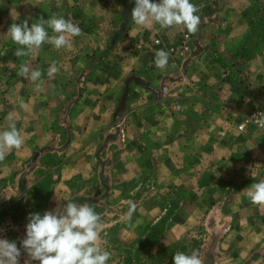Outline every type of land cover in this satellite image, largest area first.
I'll return each mask as SVG.
<instances>
[{
    "label": "crops",
    "instance_id": "crops-1",
    "mask_svg": "<svg viewBox=\"0 0 264 264\" xmlns=\"http://www.w3.org/2000/svg\"><path fill=\"white\" fill-rule=\"evenodd\" d=\"M191 1L201 24L180 54L169 47L186 28L135 25L134 0H0V132L15 124L23 140L6 151L0 174L26 169L41 152L40 162L56 163L50 172L67 184L92 167L103 173L109 159L124 168L106 181L110 194L123 192L110 205L120 210L103 223L109 229L157 221L176 207L161 234L167 239L199 215L218 214L220 245L233 242L245 264H264V205L247 197L264 180V130L237 128L264 109V0ZM41 17L73 21L81 34L67 36L71 47L44 43L15 56L9 27ZM143 36L160 44L129 56L128 40ZM160 49L168 53L164 68L155 64ZM22 64L40 79L18 75ZM54 203L49 211L60 210Z\"/></svg>",
    "mask_w": 264,
    "mask_h": 264
},
{
    "label": "rangeland",
    "instance_id": "rangeland-1",
    "mask_svg": "<svg viewBox=\"0 0 264 264\" xmlns=\"http://www.w3.org/2000/svg\"><path fill=\"white\" fill-rule=\"evenodd\" d=\"M56 3L58 0H54V4ZM185 34L189 35L185 43L186 50L183 41ZM190 39V33L181 32L178 45L169 47L170 53H187ZM127 44L126 53L129 56H137L140 52L159 45L160 40L158 38L148 40L143 36L128 40ZM117 146L119 147V145L115 147ZM107 148L105 146L104 150L106 151ZM39 155L41 152H37L26 162V169L20 170L19 167L11 165L4 167L9 170L6 174H0V239L16 241L17 246L20 247V241L26 235L29 214L42 215L45 211H49L47 205H51L54 200L55 205L57 202L62 204L60 210L68 201L89 204L101 216L103 223L107 222L108 215L120 210L111 208L110 205L122 199L123 192L120 190L110 194L108 190L106 191L108 186L106 181L108 173L117 177L119 175L117 171L124 170L123 167L116 166L114 169L111 161L107 159L103 161V173L92 167L88 173L79 176L78 180L72 178L66 181L67 184H63L58 182L60 176L50 172L57 164L55 163L52 168L45 166L37 158ZM120 186L123 187V183H120ZM100 201L103 204H99ZM176 209V207L168 208V211L157 221L158 217L151 215L152 221L147 224L135 222L129 227V224L119 222L110 229L104 225L101 235L104 246L111 253L109 264H173V256L176 252L190 255L194 250L201 254L203 264H245L239 251L234 250L233 242L227 241L220 245L223 229L216 226L215 222L212 223V218H216L218 214L215 217L199 215L192 224H184L183 228L177 229V234L163 239L161 234ZM140 226L143 227L140 229ZM28 259L27 253L21 249L19 264H25ZM31 264H39V262L31 261Z\"/></svg>",
    "mask_w": 264,
    "mask_h": 264
},
{
    "label": "clouds",
    "instance_id": "clouds-1",
    "mask_svg": "<svg viewBox=\"0 0 264 264\" xmlns=\"http://www.w3.org/2000/svg\"><path fill=\"white\" fill-rule=\"evenodd\" d=\"M134 4L131 19L137 26L148 27L156 23L161 28H171L182 25L188 33L194 34L201 24V17L196 15L198 8L191 0H134ZM45 25L52 29L54 35L49 36ZM7 33L19 46L14 55L21 57L29 55L33 48H41L44 43L51 44L55 49L71 47L67 36H79L81 29L63 17L47 20L41 17L30 27L28 20L21 24L13 23ZM167 62L168 53L158 50L155 54L156 66L164 68ZM57 70L53 65L50 74ZM17 74L30 77L33 82L42 75L40 70H30L26 64L20 66ZM252 121L264 129V112L254 114ZM22 144L15 124L0 132V161L4 160L7 150L19 149ZM247 197L254 205H264V180L248 188ZM103 230L101 216L89 204L68 201L61 210L45 211L42 215L30 213L20 247L16 241L0 239V264H19L21 249L29 257L25 264H31V261H38L39 264H109L111 253L102 241ZM173 264H203V259L197 250L190 255L176 252Z\"/></svg>",
    "mask_w": 264,
    "mask_h": 264
},
{
    "label": "built area",
    "instance_id": "built-area-1",
    "mask_svg": "<svg viewBox=\"0 0 264 264\" xmlns=\"http://www.w3.org/2000/svg\"><path fill=\"white\" fill-rule=\"evenodd\" d=\"M188 37H189V35H188V34H185L184 39H183V41H185V42H184V50L187 49V46H186L185 43H186ZM261 112H264V109H257V110L252 111L248 116H246V117L244 118V122L241 123V124H239V125L237 126L238 130H239V131H243L247 125H251V126H253V127H255L256 129H259V130H264V129H260V128H259V127H258L253 121H252V116H253L254 114H256V113L259 114V113H261Z\"/></svg>",
    "mask_w": 264,
    "mask_h": 264
}]
</instances>
